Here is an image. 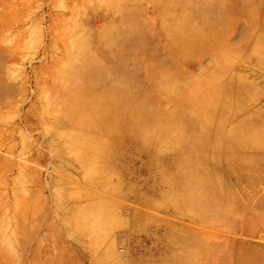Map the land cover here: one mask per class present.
<instances>
[{
  "label": "rangeland",
  "instance_id": "obj_1",
  "mask_svg": "<svg viewBox=\"0 0 264 264\" xmlns=\"http://www.w3.org/2000/svg\"><path fill=\"white\" fill-rule=\"evenodd\" d=\"M0 264H264V0H0Z\"/></svg>",
  "mask_w": 264,
  "mask_h": 264
},
{
  "label": "bare ground",
  "instance_id": "obj_2",
  "mask_svg": "<svg viewBox=\"0 0 264 264\" xmlns=\"http://www.w3.org/2000/svg\"><path fill=\"white\" fill-rule=\"evenodd\" d=\"M209 119H210V117H205V122H204V123H205L206 125H208V124L210 123V120H209Z\"/></svg>",
  "mask_w": 264,
  "mask_h": 264
}]
</instances>
